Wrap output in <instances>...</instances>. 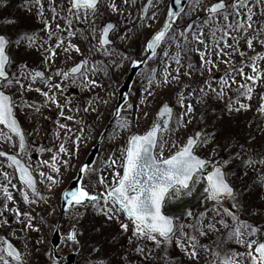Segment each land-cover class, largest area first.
<instances>
[{
	"label": "snow or ice",
	"instance_id": "snow-or-ice-1",
	"mask_svg": "<svg viewBox=\"0 0 264 264\" xmlns=\"http://www.w3.org/2000/svg\"><path fill=\"white\" fill-rule=\"evenodd\" d=\"M10 3L0 0V11ZM19 9L42 26L27 28L20 17L0 26V141L19 149L0 151L13 169L0 181V264H30L45 242L33 238L29 249L31 234L49 223L36 208L51 204L62 168L79 160L80 145L96 131L85 117L100 119L116 99L111 71L125 63L139 71L142 94L138 103L131 93L116 102L114 128L97 146L122 142L100 167L81 164L78 187L62 192L59 207L69 222L63 241L87 246L86 264H264V0H20ZM154 24L159 29L150 31ZM134 40L143 41L141 54L118 48L117 41ZM29 52L46 68L20 58ZM61 58L71 66L57 64ZM70 87L88 95L74 100ZM31 92L42 101H31ZM162 92L174 103L161 101L150 127L133 131ZM25 109L52 120L55 139L64 137L55 150L39 146L52 154L36 167L18 119ZM241 115L237 134L230 129ZM41 167L49 172L37 177ZM90 209L119 225L115 244L82 239L80 221ZM45 255L61 264L55 247Z\"/></svg>",
	"mask_w": 264,
	"mask_h": 264
},
{
	"label": "rangeland",
	"instance_id": "rangeland-1",
	"mask_svg": "<svg viewBox=\"0 0 264 264\" xmlns=\"http://www.w3.org/2000/svg\"><path fill=\"white\" fill-rule=\"evenodd\" d=\"M19 2L20 0H11V3L9 6L2 11H0V26L4 25V21L11 18L20 17L21 20L25 22V26L27 28H35L39 29L42 25L39 23L38 20H30L26 18V14L22 12V10L19 9ZM165 4H169L170 0H164ZM115 19V17H113ZM97 23H101L100 21H97ZM163 23V17H161L160 24ZM160 24H154V28L150 31H154L159 29ZM117 45L119 49H129L131 53L135 55L141 54V50L143 48V41L140 40L139 42L134 40L130 44H121L119 41H117ZM22 60L27 61L28 63H36L39 64L40 68L44 69L46 68L45 65L41 63V56L39 53L36 52H29L28 54H21L20 57ZM72 62H69L68 65H64L63 59L57 60V64H60L62 67H70ZM130 71V66L125 63L123 68H116L113 67L111 71V85L112 87H115L117 84L119 87L123 84L124 80L126 79L128 73ZM99 78V77H98ZM141 79V76L139 75L137 81L135 82V85L131 91V99L134 102H137V96L142 94V90L140 92L137 91L139 88V81ZM106 86L108 82L106 81ZM119 87L116 89V99L111 101L108 108L104 109L101 108V112L103 113L102 117L100 119L96 118V114L93 113L90 116L85 117V121L89 126H94L96 131L91 133L92 138L88 140L85 143H82L80 145V155L79 160L70 168H62L61 170V178L62 183L57 186L55 189H53L54 195L52 196V202L50 205L41 204L39 207L36 208V212L39 215L47 217V220L49 221L48 224L43 225L42 232L41 233H35L33 232L30 237V243H29V249L32 248V244L35 242L33 238L39 239L41 236L44 238V243L39 244L36 246V251L34 252V255L31 257L30 264H49L48 258L45 255V251L52 248L51 240L54 234V231L56 229V225L60 220L61 216V208L59 207L61 203V194L64 190H66L73 179L76 178V175L78 173L79 167L83 162L86 160L88 154L90 153L91 149L96 145L97 141L99 140L101 133L104 131L108 123L110 122L112 118V111L115 109V105L117 102L118 97V91ZM102 96H105L107 98L108 93L104 89L98 90ZM67 94L71 95L75 99H80L81 96H87L88 93H81L80 89L75 87H70L67 90ZM28 98L31 101H34L36 103H40L42 101V97L38 93L31 92L27 94ZM74 99V100H75ZM164 100H172L174 103V97L171 95V93H165L162 92L158 96V98L154 101V103L151 105L150 109L148 111L150 112V115L147 117V119H144L143 116H141V120L139 122V127H133V131L143 133L147 128L150 127L158 106L160 105L161 101ZM54 111V110H53ZM53 111L45 110V115H51ZM248 116H251V113H248ZM18 117L20 118L24 130L26 133H28V141L30 142V156L33 167H36L39 161L42 159H49L51 156V152H44L43 154L39 153V146H44L46 148L51 147L53 150L56 149V147L59 145V143L63 140V134L61 135V138L55 139L53 136V132L56 129V126L53 124L52 120H45L40 114H33L31 110L25 109L23 111L18 110ZM54 119H58L56 115L52 117ZM240 121V123L237 125L236 128L230 129V131H233L237 134H243L244 126L243 122L245 121L246 117L241 115L237 117ZM224 125L228 124V118L226 117L224 121H222ZM114 128V125H113ZM37 129H39L37 131ZM111 133V131H110ZM110 133L108 135H110ZM85 136H89V131L84 132ZM107 135V136H108ZM121 141H117L116 143H121ZM116 143H113L112 141H105V143L102 145L100 155L97 159L96 166L100 167L101 161L108 155H110V150H114L116 147ZM0 149L5 150L7 152H11L14 150L15 153H19L18 147H13L10 143H4L3 141H0ZM168 153L166 152V155ZM75 160V158H73ZM0 161H3L0 159ZM7 162L3 161V163H0V181L3 180L2 173L4 171H7L10 173V175L13 174V169H10L7 167ZM45 171L46 173L49 172V169L47 168H37L35 175L39 177V171ZM95 182V177L93 178ZM17 180H13V184H16ZM39 187L41 188L42 193L47 196L49 195L46 184H40ZM15 192V190L13 189ZM15 195L17 199H20L19 192H15ZM56 207V212L53 215L48 214V209L50 207ZM20 207L23 209L26 206L21 203ZM81 230L85 233L84 237L82 238L85 241H102L105 244V247H108L111 244L116 243V239H113V237H116L119 239V225L114 222H108L105 223L102 217L96 216L91 209L88 211V213L84 216V218L80 221ZM69 228V222L67 219V216L64 217L63 223H62V234L63 236L67 234V230ZM5 233H0V235H4ZM10 240H12L14 243H16L18 246L21 244V241L16 239L15 237H12L9 235L8 237ZM23 250V249H22ZM59 255L69 256L71 254H77V264H86V260L88 259L90 252L89 248L87 246L80 248L78 246H73L71 243H65L62 242L61 247L58 251ZM61 264H63L65 261L63 258H61Z\"/></svg>",
	"mask_w": 264,
	"mask_h": 264
},
{
	"label": "water",
	"instance_id": "water-1",
	"mask_svg": "<svg viewBox=\"0 0 264 264\" xmlns=\"http://www.w3.org/2000/svg\"><path fill=\"white\" fill-rule=\"evenodd\" d=\"M138 74H139V71L131 68V72L128 75L127 80L124 82L123 86L120 88V94H119L118 101L121 104L124 103V100L126 98H129L130 90H131V88L133 86V83H134L136 77L138 76ZM112 125H113V123H110L108 125V127L106 128V130L104 132V135H106L109 132V130L111 129ZM100 148H101V145L99 147L97 146L95 149H93V151L91 152L90 156L87 158L86 162H91L92 164H94L96 159H97V156H98V154L100 152ZM4 158H6V157H4ZM76 187H78V183H77V180H74L71 183V185L69 186V188L74 190ZM59 227L60 226H58V229L56 230L55 236H54V238L52 240V245L56 249H58V247L61 244V235H60ZM75 257H76L75 255L70 256V259L65 264H75Z\"/></svg>",
	"mask_w": 264,
	"mask_h": 264
},
{
	"label": "flooded vegetation",
	"instance_id": "flooded-vegetation-1",
	"mask_svg": "<svg viewBox=\"0 0 264 264\" xmlns=\"http://www.w3.org/2000/svg\"><path fill=\"white\" fill-rule=\"evenodd\" d=\"M29 65L32 67V68H35V69H38L39 68V64H37V65H33L32 63H29ZM16 148V147H15ZM15 151L16 150H14V152L13 151H11V153H15Z\"/></svg>",
	"mask_w": 264,
	"mask_h": 264
}]
</instances>
